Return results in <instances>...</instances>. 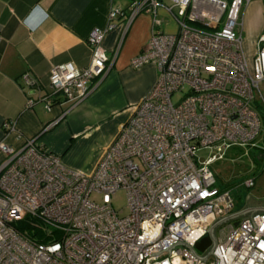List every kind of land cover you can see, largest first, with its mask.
<instances>
[{"label": "built area", "instance_id": "built-area-1", "mask_svg": "<svg viewBox=\"0 0 264 264\" xmlns=\"http://www.w3.org/2000/svg\"><path fill=\"white\" fill-rule=\"evenodd\" d=\"M129 1V12L111 8L107 27L90 32L89 66H52L51 93L39 100L46 110L52 95L72 105L82 100L109 68L105 33L140 13L152 17L151 37L129 67L155 65L156 81L90 173L66 168L34 138L17 148L0 141V264H264V212L252 214L255 226L249 215L226 223L205 261L181 247L150 256L176 241L203 256L209 247L198 252L196 243L234 212L230 189L216 186L209 165L232 146H257L261 131L255 94L262 98L264 31L250 63L241 32L252 0ZM158 8L174 20V33L161 29ZM202 148L216 154L201 162ZM118 190L126 193V216L111 204Z\"/></svg>", "mask_w": 264, "mask_h": 264}, {"label": "crops", "instance_id": "crops-1", "mask_svg": "<svg viewBox=\"0 0 264 264\" xmlns=\"http://www.w3.org/2000/svg\"><path fill=\"white\" fill-rule=\"evenodd\" d=\"M129 2L0 0V141L17 148L34 138L42 148L58 155L66 168L84 173L94 170L121 125L156 81L155 65L129 67L151 37L152 17L140 13L128 26L122 17L114 21L102 42L109 68L92 81L82 100L72 105L60 94L52 95V107L46 110L39 99L51 93L52 66L67 62L78 69L89 66L90 32L107 27L111 8L129 12ZM249 8L250 4L242 11V24ZM157 17L164 32L176 31L174 20L163 8L157 9ZM24 75L32 86L25 85ZM29 99L34 101L30 106ZM5 122L13 129L5 130ZM262 205L264 199L249 198L233 213Z\"/></svg>", "mask_w": 264, "mask_h": 264}, {"label": "rangeland", "instance_id": "rangeland-1", "mask_svg": "<svg viewBox=\"0 0 264 264\" xmlns=\"http://www.w3.org/2000/svg\"><path fill=\"white\" fill-rule=\"evenodd\" d=\"M250 5L252 8H249L244 15L241 26L242 46L249 63L255 54V40L259 33L264 31L262 30L264 29V0H252ZM257 26L259 29L256 28ZM259 91L262 98L257 92L255 98L262 118V127L254 140L257 146L244 148L232 146L221 155V158L214 160L209 165L216 178V186L221 189H230L233 195L234 210L239 207V204L240 206L246 204L249 198L264 199V84L259 85ZM214 154H216L214 149L202 148L196 153V156L199 161L205 162L208 157ZM249 179L253 180V186L250 188L244 184ZM91 197L96 203L101 202V195L95 194ZM111 204L119 216L128 214L124 190H118L112 195ZM225 225L216 228V238Z\"/></svg>", "mask_w": 264, "mask_h": 264}, {"label": "water", "instance_id": "water-1", "mask_svg": "<svg viewBox=\"0 0 264 264\" xmlns=\"http://www.w3.org/2000/svg\"><path fill=\"white\" fill-rule=\"evenodd\" d=\"M256 212H264V205L258 206V207H246L245 209H242L239 212L229 214V215H226L224 217H220V218L216 219L210 225V228L208 229V234L204 238H202L200 241H198L195 245V249L198 252H204L209 247V249L207 250V252L203 256H197L189 245H187L185 242H180V241H176L175 243L171 244L170 246L166 247L165 249H163L159 252L151 253L150 256L157 255L163 251H168V255H170V249H175L176 247H181V248H186L195 258H198L200 260L205 261L207 256L209 254H212L211 251L214 249V247L216 245L215 230L218 226L226 224V223H231V222L233 225H236L237 220L240 217L245 216V215H249V218H250L253 226H255L253 221H252L251 216L253 213H256ZM214 258H215V256H214Z\"/></svg>", "mask_w": 264, "mask_h": 264}]
</instances>
